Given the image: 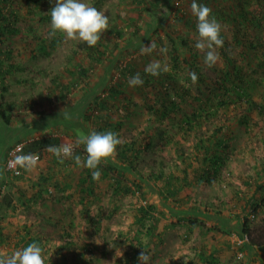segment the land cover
Instances as JSON below:
<instances>
[{
  "label": "rangeland",
  "instance_id": "374dc122",
  "mask_svg": "<svg viewBox=\"0 0 264 264\" xmlns=\"http://www.w3.org/2000/svg\"><path fill=\"white\" fill-rule=\"evenodd\" d=\"M210 1L213 15L221 23L222 33L230 43L235 65L241 70L238 81L241 88L238 90L248 89L251 99L263 105L264 0H243L248 17L245 21L236 20L239 13L234 0ZM88 2L109 17L108 29L98 41L108 44L109 49L96 51L98 62L94 64L89 61L88 45L79 38L64 35L60 45L49 50L50 54L40 52L42 41L59 34L49 35L51 20L43 18L50 16L55 0H12L10 4L21 16L16 24L17 34L9 35L3 46L15 50L12 61L19 65V69L7 78L10 90L3 102L4 109L11 115L10 124H4L0 119V186L6 185L3 194L9 193L13 200V209L6 211L9 216L14 213L10 217L14 227L9 231L14 234L16 229L27 225L46 237L52 245L49 246L50 253L52 250L55 253L46 256L45 264H125L130 251V239L126 235L129 232L141 241V251L148 252L149 264H196L192 261L194 257L198 260L200 253L208 255L214 251H218L217 259H210L209 264H264V249L247 248L252 259L247 262L240 254L241 245L248 243L242 231L243 217L249 218L253 228L264 222L263 212L253 218L249 209L244 207L246 201L253 198L256 184L264 180V119H259L255 111L249 112L251 119L248 124H243L239 118L245 112V101L236 98L234 86L227 90L225 86L217 87L211 83L222 77L227 65L220 47L216 48L219 59L212 67L204 64L207 49L194 47L199 37L189 21L194 16L191 0H149L141 6L138 0ZM138 9H143V19L137 20ZM179 9L183 11L182 18H178ZM138 29L141 37L130 42ZM183 40L188 47L182 45ZM150 41L157 44L150 53V61L159 59L167 65V71L172 73L178 87L173 89L160 78L153 79L144 90L129 84L126 86L125 95L130 101L127 111L122 114L123 138H135L146 129L154 135L152 147L135 159L133 173L137 172L140 174L138 179H143V175L149 178L161 171L170 174L178 168L175 174L179 175L182 153L190 155L196 142L195 131L188 138H184L180 131L183 116L201 109V104L210 99L216 107L215 114L205 111L202 126L196 129L211 133L221 123L233 125L228 151L230 160L223 168L222 182L188 186L165 200L157 190L162 187V181H156V178L141 180V188L137 190L131 186L135 177L129 172L122 181L133 187L134 195L115 197L113 186L118 183L111 180L118 174L111 171L108 180L97 179L96 198L88 201L89 210L85 213L81 197L76 192V181L64 192H56L54 187L56 181L63 182L69 177L78 179L80 170L77 165L66 168V162L74 164L72 158L76 151L72 156L58 158L48 149L43 152L39 163L24 170L20 178L10 181L5 160L13 145L23 143L27 146L44 138H56L62 145L74 139L77 150L85 154L84 138L95 129L92 122L94 100L103 97L106 89L119 80L121 70L131 65L144 69L149 54H142L140 50ZM189 48L197 52L196 66L202 68V74L198 73L195 81L184 61ZM175 54H178L179 62L174 58ZM78 65L92 66L89 86L86 90L81 89L84 82L73 86L66 98L72 102L67 105L51 89L54 81L67 84L70 78L67 74L76 70ZM198 76L206 83L198 80ZM170 83L173 85V81ZM225 92L228 95L225 96ZM166 93L177 98L181 108L159 123L154 111L160 96ZM221 99L228 104L221 107ZM41 113L45 115L43 119ZM110 117L119 120L121 116L114 112ZM159 132L162 137L158 136ZM171 138L177 140L176 144L170 143ZM114 161L115 153L101 165H115ZM117 168L120 171V167ZM42 178L49 181L41 184ZM34 184L37 186L31 188ZM117 187L123 192L121 186ZM39 191L43 192L42 196ZM148 205L155 206V210L137 226L140 208ZM152 225L155 229L151 235L146 234ZM198 263L204 264L202 260Z\"/></svg>",
  "mask_w": 264,
  "mask_h": 264
},
{
  "label": "trees",
  "instance_id": "16d2710c",
  "mask_svg": "<svg viewBox=\"0 0 264 264\" xmlns=\"http://www.w3.org/2000/svg\"><path fill=\"white\" fill-rule=\"evenodd\" d=\"M141 6L142 4L147 3L149 0H138ZM199 2L207 4L209 7L211 4L210 0H199ZM219 2V1H218ZM235 7L238 9L237 12L239 13L237 15L236 20H248L247 12L244 9V2L243 0H234ZM12 0H0V119L3 121L4 124L9 125L11 121V115L4 109V99L5 95L10 90V85L7 82L8 76H10L13 72L19 69V65H16L12 59L15 54V50L12 48L4 49V43L6 42L9 35H16L17 29L16 24L18 22V19L20 18V13L13 11L11 8ZM155 6H157L155 4ZM146 7V5H145ZM139 15L137 17V20L143 19V9H138ZM214 11H212L213 14ZM183 13L182 10H178V18L180 17V14ZM185 14V13H184ZM234 17V16H233ZM46 21L51 20V17L46 15L43 16ZM190 24L193 28L196 30V18L193 16L189 18ZM180 37V35H177ZM221 36L223 38V45L220 46V51L222 56L224 57V60L227 65L226 71L222 74V77L218 79L217 81H211L215 86L220 87L225 86V88L231 89L232 86H234V93L236 95V98L240 101H245L244 105L246 106L245 112L242 113V117L239 118L243 124H248L250 118L249 112H256L259 119H264V104L260 105L259 103L253 101L250 97V91L248 89L244 90H238L241 88L240 84L238 83L239 78L241 76L240 68L235 65L234 59L232 57L231 52V46L228 41V39L225 37V35L221 32ZM64 35L59 33L58 35L47 37L44 41L40 44V52L45 54H50L49 50H54L57 48L61 41L63 40ZM141 37L140 29L135 31L132 35V37L129 39L130 42L133 41V39ZM174 39V43L176 44ZM172 41V40H171ZM158 42L162 44V41L158 39ZM182 45L188 47V43L183 40L181 41ZM173 43V41H172ZM174 45V44H173ZM175 47V45H174ZM100 48H104V51H108L109 45L108 44H101L98 43L95 46H87L88 50V56H90L89 61L91 63H97L96 53L100 50ZM175 50H177L175 48ZM97 51V52H96ZM246 51V50H245ZM152 54V53H151ZM151 54L146 56V65L148 61H150ZM174 58L179 62L178 54L174 55ZM197 52H194L192 48H189V55L184 60L187 65V70L189 73L195 72L196 75L202 74V68L200 66H196L197 63ZM91 67H83L82 65H78L76 70H70L67 75L70 76L67 84H63L60 81H54V85L52 90V93L54 95H57L59 100L62 102L66 101V98L69 97V92L73 86H78L81 82L82 86L81 89L86 90V87L89 86L88 80L90 78V72ZM139 72L143 78L144 83L142 85H137L136 87L140 90H144L147 86L150 85L153 79L160 78L163 81H166L167 84H170V87L174 89V87H178V85H175V79L172 73L169 71H161L159 75L152 76L149 73H146L144 69H140L137 66H129L125 69L121 70L119 80L115 82L111 87L106 89V92L103 97H97L93 102V123L95 125V129L93 131H105V130H112L114 132H117L121 138V143L117 146L115 153L116 161H114L113 164L115 165H99V167L102 170L101 177L105 180H108L109 177H111L109 174L111 171H115L118 175H116V178L112 179L111 182H117V186H121V192L118 190L117 186L114 187V195L115 197H121L125 195H134L135 190H133V187H130L126 184V182H123L122 179L127 178V173H133V168H135V159H137L142 153H144L146 150H149L152 147V141L154 140V135H150L148 130H142L140 134H138L135 138L131 139H125L123 138V130H124V123L122 120V114L127 111V106L129 104L130 98H128L125 94L126 86L128 85V78L136 73ZM198 80H202L204 83H206L204 78H201L198 76ZM170 81H173L170 83ZM230 84V86H229ZM166 85V84H165ZM164 85V86H165ZM144 86V87H143ZM228 86V87H227ZM181 87V86H180ZM225 96L228 95L227 92L224 94ZM68 100V99H67ZM72 101L68 100L66 101V104H70ZM204 102V101H202ZM206 103L201 104V109H196L195 111L185 114L182 119V123L180 124L181 128L180 131L184 138H188L191 132L195 131V138L196 142L194 144V149L190 155H186L185 153H182V159L181 164L179 167L180 174H175V171L178 170V168L175 169L174 172L167 174L165 171H161L159 174H151L149 178H144V175L142 176L143 179H138V174L133 173L132 175L135 177L133 179V183L131 186H135L137 190L141 188V180L146 179H154L156 178V181H162V187H157L159 195H161L165 200L168 198V196H176L178 193H180V189L194 186H199V184L204 185H212L219 182H222V172L223 168L226 166V164L230 160V153L228 152L230 149V143L232 140V132H233V125L229 123H221L212 130L211 133H204L201 131H198L199 129H196V127L202 126V118H204L203 113L205 111L214 112L216 111V107H214L211 104V101L209 99L208 101H205ZM219 103L221 107L226 106L228 104V101L225 99L219 100ZM181 108V102L178 101L177 98H175L172 94L166 93L163 96H160L159 104L156 106V109L154 113L156 114L155 120H157L159 123L170 118L172 113L175 111H178ZM114 112H119L121 117H118L119 120H114L110 117V114ZM96 113V114H95ZM44 114H40V118H44ZM163 123V122H162ZM161 123V124H162ZM159 137H162V134L158 133ZM187 136V137H186ZM177 140L170 139V143L176 144ZM179 143V142H178ZM177 143V144H178ZM145 144V145H144ZM48 145H55L59 146L60 142L56 138H44L36 140L32 143H29L27 146H25L24 152L25 153H36L39 152L40 156L43 157L44 151L48 149ZM14 146V145H13ZM11 146L9 150L13 147ZM8 154V153H7ZM75 155H80L81 158L85 159V154L83 151L76 150L75 154L73 155L72 160L74 161V164L68 163V166L66 168H69L70 166L77 165L78 169L80 170L78 174V179L75 180L73 178L66 179V181H59L54 182L55 190L56 192H64L68 190L69 188L73 187V183L75 181L77 182V189L76 192L79 193L81 197V203L83 207H85V213H88L87 210V203L88 201H93L96 198V181L97 179H93L91 176V171L83 167L81 165L76 164L74 160ZM72 156V155H71ZM7 159V156H6ZM70 160V159H69ZM68 160V161H69ZM6 161V160H5ZM67 161V160H66ZM6 163V162H5ZM116 164L119 166L120 171L118 168L116 169ZM81 166V167H80ZM264 170V168H263ZM7 172V171H6ZM24 173V172H23ZM9 174L10 181H13V179L20 178V176H16L10 172H7ZM140 180V181H139ZM49 181L48 178H42L40 182L47 183ZM264 180L262 182H258L255 186L254 196L249 201H246L244 204L245 208L249 209L251 215L253 218H258L260 214L264 213ZM111 186L113 183H110ZM6 185L3 183L0 186V255H11V253L23 246H26L28 243H31L33 241L38 242L42 248L44 249V253L47 256H52L55 251L52 250L50 253V247L52 246L49 240L44 237L43 235H39L33 230L32 227L24 225L22 228H18L15 230L14 234L11 233V230L9 231L10 227H14L13 222L10 220V217L14 214L13 212L9 216L8 213H6L7 210L13 209L12 208V198L9 195V193L3 194V189ZM37 186V184H34L31 186V188H34ZM44 186V185H43ZM40 187H42L40 185ZM41 193V196L43 194L42 191H39ZM25 196V194H24ZM22 196V197H24ZM155 210V206L148 205L147 207H141L140 208V218L137 224V226L142 225L141 222L143 220H146V217L151 214V211ZM6 223L4 224V222ZM155 229V227L152 225V228L149 227L146 230V234L151 235L152 231ZM242 231L244 235L246 236V239L248 240V243L246 245H241L240 247V254L243 258H245V261L252 260L248 255V249L247 248H253L257 250L264 249V222L261 226L258 228H253L251 225V222L249 218L245 215L242 219ZM125 234V233H123ZM122 234V235H123ZM127 238L130 239V251L127 253V259L125 260V264H138L139 260V254L142 250V244L140 240H136L134 237H132V233H126ZM68 245H71L72 243H68ZM59 248V247H58ZM252 249V250H253ZM217 252L214 251L208 255H205L204 253L199 254V259L195 260L196 257L192 260L194 263L199 264L198 261L202 260L204 264H209L210 259H217ZM58 253V251H57ZM65 258V256H64ZM66 260V258H65ZM191 261V263H192ZM240 264V263H239Z\"/></svg>",
  "mask_w": 264,
  "mask_h": 264
},
{
  "label": "clouds",
  "instance_id": "9594fccd",
  "mask_svg": "<svg viewBox=\"0 0 264 264\" xmlns=\"http://www.w3.org/2000/svg\"><path fill=\"white\" fill-rule=\"evenodd\" d=\"M191 10L196 18V30L199 37L194 47L200 50L207 49L203 58L204 64L212 67L219 59L216 48L224 43L221 36L222 25L212 14L211 8L199 0H191ZM49 14L52 29L49 35L59 32L68 38H79L90 47L95 46L101 39V34L108 29L109 17L88 0H55V5ZM156 47V42L150 41L140 51L142 54H150ZM162 51H166V49H162ZM144 71L152 76H157L161 71H167V65L162 64L161 60L155 59L145 65ZM190 75L193 81L197 79L195 72ZM143 83L139 72L128 78L130 86ZM120 143L121 138L117 132L112 130L91 131L84 138L85 159L82 161L80 155H75L74 160L76 164L88 168L93 179H99L102 174L99 165L116 151ZM48 151L61 158L62 155H72L73 148L68 144L48 145ZM15 160L27 168L35 164L36 155L24 153L17 155ZM45 260L44 249L36 241L14 250L11 255H0V264H45ZM149 261L148 252L141 251L138 264H149Z\"/></svg>",
  "mask_w": 264,
  "mask_h": 264
},
{
  "label": "built area",
  "instance_id": "2783aa9c",
  "mask_svg": "<svg viewBox=\"0 0 264 264\" xmlns=\"http://www.w3.org/2000/svg\"><path fill=\"white\" fill-rule=\"evenodd\" d=\"M68 145H70L72 148H73V152H75L77 150V145L75 143V140L74 139H70L68 140ZM24 149H25V145L23 143H20V144H17V145H14L9 151H8V154H7V159H6V163H5V168L7 172H10L16 176H20L23 174V171L26 170V169H29L31 167H24L23 165H21L20 163H18L16 160H15V157L17 155H20V154H24ZM36 155V162L34 165H36L37 163L40 162L41 160V156L38 154V153H34ZM63 156H66V155H63ZM33 165V166H34Z\"/></svg>",
  "mask_w": 264,
  "mask_h": 264
}]
</instances>
